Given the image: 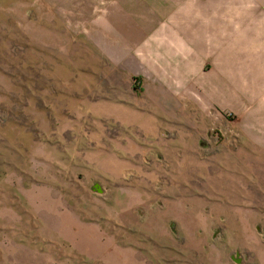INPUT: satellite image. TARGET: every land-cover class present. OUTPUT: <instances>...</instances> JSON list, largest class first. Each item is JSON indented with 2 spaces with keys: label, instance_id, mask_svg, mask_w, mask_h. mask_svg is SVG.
Here are the masks:
<instances>
[{
  "label": "rangeland",
  "instance_id": "rangeland-1",
  "mask_svg": "<svg viewBox=\"0 0 264 264\" xmlns=\"http://www.w3.org/2000/svg\"><path fill=\"white\" fill-rule=\"evenodd\" d=\"M37 1L0 0V264H264V158L256 153L264 146L254 138L250 109H214V122L187 147L189 160L199 154L204 164L214 154L218 173L226 160L221 154L245 151L244 179L230 173L235 177L230 186L246 188V202L235 206L243 229L153 235L152 222L172 206L129 204L136 198L127 196L126 181L103 187L63 148V139H70L63 123L68 108L83 95L93 97L98 84L128 83L126 76L111 75L117 68L111 53L94 42L95 26L106 19L107 9L94 6L86 15L78 0ZM257 1L264 6V0ZM77 127L76 137L96 139L93 126ZM156 160L165 167L170 163ZM231 160V166L238 165L239 158ZM159 175L156 186L177 182L181 188L190 174ZM135 182L146 200L150 183ZM78 225L88 233L98 225L107 251L100 252L89 236L74 241Z\"/></svg>",
  "mask_w": 264,
  "mask_h": 264
},
{
  "label": "crops",
  "instance_id": "crops-1",
  "mask_svg": "<svg viewBox=\"0 0 264 264\" xmlns=\"http://www.w3.org/2000/svg\"><path fill=\"white\" fill-rule=\"evenodd\" d=\"M78 2L86 15L94 6L107 9L106 19L100 18L95 26L94 42L111 53L117 66L111 75L126 76L128 83L98 84L93 97L83 95L68 108L63 123L70 139H63V148L73 152L70 161L77 157L82 173L107 189L126 181L127 196L136 198L128 201L131 205L172 206L164 213L160 210L152 222L155 236L188 230L187 235L199 231L215 235L220 229L240 232L242 216L235 206L246 202V188L230 186L235 180L230 173L244 179L245 151L221 154L226 157L221 174L216 172L214 154L204 164L199 154L189 160L192 151L187 147L196 145L214 122V109L239 113L250 109L254 138L264 146V6L257 0ZM132 78L139 84L132 85ZM83 123L93 126L96 139L76 137L77 125ZM256 153L264 158V150ZM160 157L169 158V165H161L156 160ZM231 158H239L238 165L231 166ZM166 171L190 175L183 178L181 188L177 182L175 187L156 186L159 174ZM135 180L150 183L146 200ZM103 187L96 184L98 193ZM233 221L238 224L232 225ZM99 228L96 225L89 234L78 225L79 234L72 239L89 236L105 253Z\"/></svg>",
  "mask_w": 264,
  "mask_h": 264
}]
</instances>
